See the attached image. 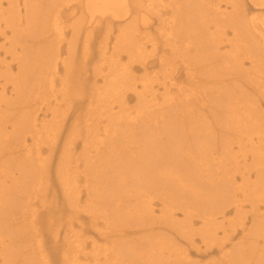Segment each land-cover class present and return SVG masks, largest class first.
<instances>
[{
  "label": "bare ground",
  "instance_id": "bare-ground-1",
  "mask_svg": "<svg viewBox=\"0 0 264 264\" xmlns=\"http://www.w3.org/2000/svg\"><path fill=\"white\" fill-rule=\"evenodd\" d=\"M221 2L227 4L0 0V264H192L191 248L202 257L217 255L205 264H264V127L255 123L253 113L259 104H252L248 95L254 92L264 102V19L234 18L235 5L225 12ZM210 13L214 25L218 17L228 18L221 34L207 33ZM147 15L156 23L158 41L172 54L183 50V63L190 53L201 58L206 47H212L213 63L205 70L221 75L213 81L226 93L220 86L221 93H215L219 97L210 94L211 104L218 102L215 98L225 102L226 126H232L228 130L235 136L225 145L231 154H242L234 171L214 174L216 179L212 175V165L223 161L203 145H210L201 133L209 98L205 96V107L199 108L197 94L177 88L178 99L169 106L172 82L166 76L171 73L166 74L163 61L159 98L150 86L157 76L148 73L144 54L147 44L152 49L156 45L148 35ZM102 26L98 57L91 74H86L87 55ZM225 28L230 29L229 38ZM183 39L187 43L180 44ZM217 45L228 51L215 53ZM79 48L84 60L75 66ZM122 57L127 63L120 62ZM187 65L184 69L190 71L191 64ZM83 90L86 95L77 96ZM129 92L139 102L146 101L137 114L136 108L128 107ZM160 104L169 107L161 116L169 120L162 134L154 136L144 110L159 109ZM197 114L202 118L195 127ZM138 120L144 121L138 127L143 142H117L134 140L137 135L128 127ZM149 134L158 142H145ZM182 134L192 142H183ZM126 144L142 148V163ZM187 146L197 148L193 156ZM232 146L237 149L234 153ZM58 152L53 184L61 196L47 201L53 185L50 168L42 163ZM79 181L85 193L96 198V214L106 220L104 225L97 218L96 225L91 222L96 244L101 240L107 245L101 253L98 246L88 252L86 242L73 230L81 214ZM124 212L128 219L122 222ZM178 214L181 224L175 218ZM198 222L200 228L194 229ZM160 226L175 231L185 247L174 243L181 245L176 236L169 241L159 237ZM141 233L145 237L140 241L130 239ZM45 234L53 237L49 248L44 247Z\"/></svg>",
  "mask_w": 264,
  "mask_h": 264
},
{
  "label": "rangeland",
  "instance_id": "rangeland-1",
  "mask_svg": "<svg viewBox=\"0 0 264 264\" xmlns=\"http://www.w3.org/2000/svg\"><path fill=\"white\" fill-rule=\"evenodd\" d=\"M213 1H217V0H213ZM220 1H225L227 2V4H225L224 2L219 3V7L221 10H224L225 12H230L231 11V5H235V12H234V18L235 17H241L243 15H248V17H254L257 18V16H260V20L264 19V6L260 5L262 3V1L258 0L259 2H254L253 0H220ZM3 8H5V5L3 6ZM211 14V13H210ZM209 17H211V21H209ZM148 21H150L149 24V29H148V35L150 36V39L154 40V44L155 49L151 48L150 44L146 45V52L144 54V61L145 64L148 67V73L150 74H154L157 76V79H154L150 84V86H152L153 91L155 94H157V97L159 98L158 94H162L163 93V88L162 86H160V84L163 82L164 77H161V70L162 68L159 66V62L163 61L164 65H165V69H166V74L171 73V76H166L168 79H170V81L172 82V86L170 87V91H169V95L167 96V98L171 99V104L169 106H173L175 104L176 99L175 98V94L174 91H176L177 88H181L184 91L193 93V94H197L198 100H195L194 98L190 97L188 99H191V101H197V104H200L201 106L199 108H204L205 106H203L204 100H205V96L207 98H209V110H207L205 116H204V121H203V125L201 127V133L203 135V140L205 142H209V144L207 143H203V145H206L205 149L206 151H211L212 153H214L215 151L217 152V155H220L222 157V164L220 165H212V175L213 177L216 179V174L217 173H222L225 170H230V171H234L235 169V164L238 161L242 160L241 155L242 154H231V152L229 151V147L228 142H234L235 140V136L233 135V133L228 130L232 128V126H226V115L224 112V100H219L217 98L214 99V101H218L216 104L213 103L211 104V97L210 94H212L213 96H218V94H215L216 92L221 93V87L223 89V91L226 89L223 85H221L219 83L218 86L216 85L217 83H214L213 80H215L217 77H220L221 75H219V73H207L208 71H206L205 69L207 68L209 70V65L211 64V62L213 63L212 57H213V49L211 46L206 47V53L200 58L197 55H194L192 53H190V57H188V61L184 60V63L182 62L183 59L181 60L180 57V53L182 54L183 50L181 49V51L179 52V55H175L171 53V50L167 47L169 46H165L163 45V41L160 42L159 40V36H158V30H157V26L156 23L153 19L152 16L147 15ZM166 18V16L164 17ZM215 16L208 15V31L207 33H212V35L215 34V32L221 34L222 32H224V29L222 27H224L225 25H227V19H224L223 17H218L220 21H218L217 25H214L212 23V21L214 20ZM250 19V18H249ZM99 29L96 30V36H95V44L94 46H92V49L90 50L89 54L87 55V60H86V74H91V70L93 68V65L95 66V59L97 60L98 57V53L97 52V48H98V44L99 42L103 41V26L102 27H98ZM218 28V29H217ZM225 32L227 37L229 38L231 36L230 33V29L229 28H225ZM158 38V39H157ZM161 40V39H160ZM1 43V41H0ZM183 43H187L186 39L180 40V44ZM96 46V47H95ZM190 46V45H189ZM218 49L215 51V53L217 52H226L228 51L226 48L227 47H221L218 46ZM191 51L195 50L193 49L192 46H190ZM96 50V52H95ZM166 53V54H164ZM93 54V55H91ZM91 55V56H90ZM90 56V57H89ZM76 65L75 66H80L83 62V57L81 54V49L79 48L77 51V55H76ZM165 58H169V60H166ZM80 60V61H79ZM121 63L125 64L126 62V58L122 57V59H120ZM264 62V61H263ZM187 64H191L190 65V71H185L184 67L189 66ZM248 65V64H247ZM12 73H15L16 70L13 69L11 71ZM59 74H62L61 69L59 70ZM139 75L142 74V72L138 73ZM87 78L91 77L87 76ZM97 81H101L102 80L97 77ZM169 84V83H168ZM139 88V87H138ZM9 89V88H7ZM116 89V88H115ZM114 94V92H111ZM224 93H226V91H224ZM254 92H249V96H250V102L252 104H259V107L255 109V113L254 114V118L256 120L255 123L259 124L260 127H264V102L263 101H259L258 99V95H254ZM8 94H6V96H8ZM83 95L85 96V90H83L82 92L77 93V96ZM127 95L131 96L132 98L129 100L128 102V107L129 108H136V110L134 111V114H137L139 107H141L146 101H142L139 102L134 94L131 92H129ZM141 98V97H140ZM143 99V98H142ZM162 99H158V103H160ZM115 108L117 107L116 104H114ZM160 108L162 109H154V110H148L147 108H145L146 110L144 111H148L147 112V116L149 117V124L150 127L152 128L153 132L152 134L155 136V133L161 135L162 134V128L165 124L166 121L165 117L163 116V118H161L162 114L169 111V107L166 106H162L161 104L159 105ZM165 109V110H164ZM199 110V109H198ZM65 111V108H64ZM63 111V112H64ZM200 111V110H199ZM61 112V113H63ZM199 113H202L201 111ZM166 115H168V113H166ZM202 118V116H200L199 114H197L196 118H195V122L192 123L193 126L196 127V125H198V122H196L197 119ZM165 120V121H164ZM182 121L185 123L188 121V118H184L182 119ZM144 122V121H139L134 124L133 126H129L128 128H131L132 132L134 133L133 135H137L134 140H126L125 141H117V142H143L140 141L141 139H139L138 133L140 132L139 128L140 124ZM155 122V124H154ZM187 124V123H186ZM7 131H9V128H7ZM227 131H230V134L227 136ZM152 134H149V136L147 137L148 139L145 142H152L155 140L158 142V138L154 139V136ZM230 135H232L230 137ZM182 141L183 142H192V139L189 138H185L184 135L182 134ZM187 139V140H186ZM62 140L57 139V142H61ZM166 142L165 136L163 134V140ZM202 141V140H201ZM54 142V141H53ZM199 142V140H198ZM201 143V142H199ZM225 143L227 145H225ZM126 147L128 148H132V150L135 152V156H137L139 162L142 163V148L137 146H132V144H126ZM233 150L232 153L236 152L237 149L235 146H232ZM195 146H191V147H186V150L188 149V153L190 154V156L194 155V150H195ZM197 149V148H196ZM247 151V149H244L242 153H245ZM141 152V155H139ZM193 152V153H192ZM59 155V152L52 156V159L49 161V157L48 159L45 160L44 164L45 166L50 168V172L49 177H50V186H52V188L47 192V197L46 200H51L52 197L55 196V198H60L61 193L58 189V186L53 184V181L55 182V176H54V167L57 161V156ZM247 156H250V154H247ZM249 157L246 158V162L249 161L248 159ZM144 163V162H143ZM79 164V163H78ZM218 167V168H217ZM228 170V171H229ZM47 174V176H48ZM184 174H186V176L190 175V172L185 168L184 169ZM215 174V175H214ZM225 175V174H224ZM223 175V176H224ZM222 176V177H223ZM221 176L219 178H222ZM78 189L77 191L79 192L78 194V198H79V205L81 207V214L79 215V219L78 222H76L74 224V228L73 230L77 233H79V235L81 236V240L86 242V248L88 252H93L90 250V248H94L96 249V246H98V250L101 253L102 250L107 248V245L101 241L98 240L97 244H96V227L91 226V222H94L96 225V218L99 220V222L101 224L104 225V223L106 222V220L103 218L102 214H96V198H94L90 191H88V193L86 192L85 186L83 184V182H78ZM49 186V187H50ZM53 195V196H51ZM90 196L92 198H90ZM88 199H92V203L90 204V201H88ZM53 205V204H52ZM86 208V212H84L82 209ZM44 211V210H43ZM248 211V207H244L243 208V212L246 213ZM94 213V214H93ZM155 213L157 214V210H155ZM45 213H43L44 215ZM125 212L123 214L122 218V222L124 221L125 218L128 219V217L125 216ZM247 214V213H246ZM233 214H230V218H232ZM54 223H53V228H55L56 224H57V220H56V216L54 217ZM176 221L180 220L181 224L182 221V216L180 214H178L177 216H175ZM63 220V219H62ZM176 228L181 231L179 229L178 226H176ZM200 228V224L199 222L196 223L194 229H198ZM161 230H156V232L158 233V236L161 238H164L165 241H169L171 240V238L173 236H176L178 239H180L179 243L182 245H179L176 241H174V243L178 246L183 248V246L185 247L182 239L180 238V236H177L175 231H169V229H167L165 226H160ZM51 234V233H48ZM143 237H145L142 233L141 234H137V235H131L130 239H135V240H141ZM45 238L46 240L43 241L44 243V247L45 248H49L51 247V241H52V236H46L45 234ZM44 238V239H45ZM60 239V238H59ZM58 239V240H59ZM130 239H126V240H130ZM198 239V237H195V241ZM184 240V239H183ZM198 241V240H197ZM198 242H196L197 244ZM93 244V245H92ZM57 246L61 245V243L57 242L56 244ZM217 255L214 256H210V257H202L200 252H197L195 248H191L190 249V254H189V260L192 264H205L208 263L211 259H215ZM57 258H59V254H57ZM88 260V259H87ZM86 264V263H84Z\"/></svg>",
  "mask_w": 264,
  "mask_h": 264
}]
</instances>
